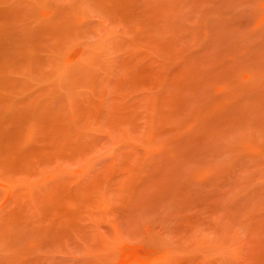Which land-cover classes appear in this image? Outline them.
Segmentation results:
<instances>
[{
  "label": "rangeland",
  "instance_id": "rangeland-1",
  "mask_svg": "<svg viewBox=\"0 0 264 264\" xmlns=\"http://www.w3.org/2000/svg\"><path fill=\"white\" fill-rule=\"evenodd\" d=\"M0 264H264V0H0Z\"/></svg>",
  "mask_w": 264,
  "mask_h": 264
}]
</instances>
